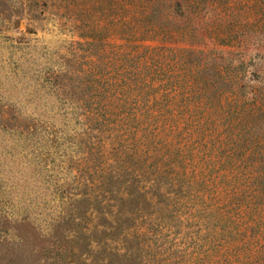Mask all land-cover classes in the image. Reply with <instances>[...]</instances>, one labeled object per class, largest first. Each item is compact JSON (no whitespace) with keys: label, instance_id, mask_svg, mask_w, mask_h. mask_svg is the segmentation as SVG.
I'll list each match as a JSON object with an SVG mask.
<instances>
[{"label":"rangeland","instance_id":"1","mask_svg":"<svg viewBox=\"0 0 264 264\" xmlns=\"http://www.w3.org/2000/svg\"><path fill=\"white\" fill-rule=\"evenodd\" d=\"M189 3L204 63L192 85L176 52L113 32L112 0H0V264L87 258L74 233L52 235L96 192L101 142L115 160L117 131L100 132L88 112L123 64L150 87L138 117L159 146L176 145L178 163L176 188L162 178L167 194L139 229L136 264H264V0Z\"/></svg>","mask_w":264,"mask_h":264},{"label":"trees","instance_id":"2","mask_svg":"<svg viewBox=\"0 0 264 264\" xmlns=\"http://www.w3.org/2000/svg\"><path fill=\"white\" fill-rule=\"evenodd\" d=\"M112 2L116 15L113 32L125 35L120 38H153L163 45L160 49L176 52L182 67L181 83L192 85L200 73L197 65L200 67L204 63L195 47L199 38H188L192 35L195 20L190 0ZM184 11L188 13L189 26L181 24ZM102 31H107L104 26ZM165 44L184 47L178 50ZM157 49L154 48L147 58H142L140 64L143 63V68L147 67L149 58L158 55ZM119 68L117 80L101 91L105 102L98 106L99 109L88 112L89 122L100 125V132L117 131L113 136L117 146H111L116 152L115 160L107 162V144L106 141L101 142L99 180L96 186H92L96 187V192L75 201L86 205L84 212L62 217L56 222L52 235L67 241L69 238L62 235L74 233L70 242L79 245L82 241L87 251L83 264L93 255L100 264H116V260L136 264V249L144 241V234H140L139 229L159 211L154 209L161 205L167 194L163 191L166 184L162 183V178L168 177L170 189L176 188V145L167 143L159 146L160 131L155 133L152 121L138 117L143 106L140 99L150 87L144 76H129L128 64ZM206 83L211 82L207 80Z\"/></svg>","mask_w":264,"mask_h":264}]
</instances>
